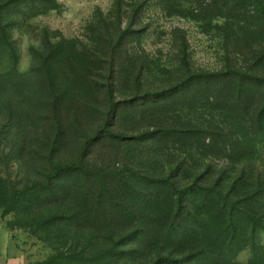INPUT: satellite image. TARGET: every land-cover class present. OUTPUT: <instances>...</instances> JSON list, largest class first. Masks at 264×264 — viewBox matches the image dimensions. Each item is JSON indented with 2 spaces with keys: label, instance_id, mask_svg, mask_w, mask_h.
Returning a JSON list of instances; mask_svg holds the SVG:
<instances>
[{
  "label": "rangeland",
  "instance_id": "374dc122",
  "mask_svg": "<svg viewBox=\"0 0 264 264\" xmlns=\"http://www.w3.org/2000/svg\"><path fill=\"white\" fill-rule=\"evenodd\" d=\"M166 1L0 0V227L8 231L20 264H155L143 252V258L135 254L120 261L115 255L134 250L135 245L108 244L104 250L96 244L97 230L53 227L48 221L51 208L28 210L22 202L48 174L45 158L55 136V101L63 104L57 106V115L66 136L62 139L60 134L52 147V155L57 151L53 161L78 164L84 138H94L108 121L102 114L109 100L107 87L112 89L111 101L121 105L168 92L186 80L195 84L196 77L208 74L241 70L264 79V59L256 64L249 50L256 43L264 56V0H257V14L250 0H218L211 6V0ZM251 16H256L255 34H241L236 49L228 47V23L251 21ZM229 116L236 118L190 101L172 103L165 110L129 109L109 120L113 127L108 134L139 138L159 119L190 128L236 124L225 118ZM115 142L99 140L87 162L108 164L120 173L146 164L139 163L138 154L151 142ZM174 142L161 143V154L168 152L173 159L180 154L181 147ZM198 153L193 152L190 164L206 163ZM130 160L133 164H128ZM214 165L225 172L223 193L243 169L246 184L258 180L264 184V146L249 165L223 160ZM245 190L239 187L241 194ZM58 235H65V240L56 239ZM257 239L264 250V235ZM253 251L251 247L238 251L232 263L264 264L254 259Z\"/></svg>",
  "mask_w": 264,
  "mask_h": 264
},
{
  "label": "trees",
  "instance_id": "16d2710c",
  "mask_svg": "<svg viewBox=\"0 0 264 264\" xmlns=\"http://www.w3.org/2000/svg\"><path fill=\"white\" fill-rule=\"evenodd\" d=\"M217 1H209V6ZM250 1L253 14H257L256 6L259 8L260 3ZM255 19L256 16H251V21L228 23V47L236 49L241 34H255ZM255 44L249 50L258 64L264 56L257 48L261 46ZM239 54L246 55L241 51ZM181 61L187 68L188 60L183 57ZM196 79L195 84L186 80L168 92L121 105L111 101L112 89L107 87L109 100L102 114L108 121L94 138H84L78 164L53 161L57 151L52 155V147L58 143L60 134L62 139L66 136L61 131L63 121L57 115V106L63 104L55 101L52 106L55 136L50 138L49 158H45L48 174L43 185H37L25 196L22 202L27 209L51 208L48 221L56 228L71 232L97 230L96 244L104 250L108 244L118 248L135 245L134 250L115 255L120 261L135 254L143 258V252L155 264H233L238 251L251 247L254 259L264 263V252H260L264 250L257 245V238L264 235V184L259 180L246 184L248 174L243 169L223 193L225 172L214 165L222 160L249 165L264 146V79L252 78L241 70ZM188 101L203 102L214 111H226L236 118H225L237 125L228 121L220 126L196 124L190 128L180 121L159 119L155 125L147 126L149 129L139 138L126 140V136L108 134L113 127L109 120L115 121L120 111L165 110L172 103ZM74 119L78 121L76 116ZM139 120L145 117L139 115ZM106 137L120 145L151 142L138 154L139 163L146 164L141 168L129 167L125 173L111 170L108 164L90 165L87 160L92 147ZM171 140L181 147L174 159L168 152H160L161 143ZM193 152H200L206 163L190 164ZM181 180L191 182L182 186ZM240 186L246 189L243 194ZM55 238L64 241L65 235Z\"/></svg>",
  "mask_w": 264,
  "mask_h": 264
},
{
  "label": "crops",
  "instance_id": "0c3cea01",
  "mask_svg": "<svg viewBox=\"0 0 264 264\" xmlns=\"http://www.w3.org/2000/svg\"><path fill=\"white\" fill-rule=\"evenodd\" d=\"M0 264H20L17 260L16 246L9 233L0 227Z\"/></svg>",
  "mask_w": 264,
  "mask_h": 264
}]
</instances>
